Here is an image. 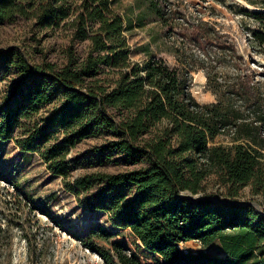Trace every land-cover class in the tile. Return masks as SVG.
I'll list each match as a JSON object with an SVG mask.
<instances>
[{
	"label": "trees",
	"instance_id": "obj_1",
	"mask_svg": "<svg viewBox=\"0 0 264 264\" xmlns=\"http://www.w3.org/2000/svg\"><path fill=\"white\" fill-rule=\"evenodd\" d=\"M118 1L0 0V22L26 17L36 29L66 28L71 36L62 63H31L17 48L0 49V140L39 152L64 179L72 170L71 148L98 134L107 136L99 152L119 153L134 166L74 181L84 189L103 183L97 206L110 213L116 229L63 228L107 264H264V92L255 72L217 21L204 19L202 11L191 19L178 15L169 0L139 4L164 28L183 27L180 42L167 35L177 64L156 56L132 59ZM249 2L264 8V0ZM239 12L251 48L264 54V10ZM82 41L88 48L80 54L76 43ZM200 69L213 102L200 103L191 92ZM8 74L13 78L4 89ZM219 135L233 143L210 145ZM211 175L221 178L230 197L250 184L263 212L209 195L191 198L206 190ZM5 178L21 189L18 180ZM35 206L62 226L46 206ZM9 226L0 223V250L11 248ZM191 241L200 248L182 247Z\"/></svg>",
	"mask_w": 264,
	"mask_h": 264
},
{
	"label": "rangeland",
	"instance_id": "obj_2",
	"mask_svg": "<svg viewBox=\"0 0 264 264\" xmlns=\"http://www.w3.org/2000/svg\"><path fill=\"white\" fill-rule=\"evenodd\" d=\"M169 1L178 15L191 19L202 11L204 19L217 21L221 31L226 34L225 39L233 42L249 62L264 92V54L251 48L247 41L249 30L243 26V16L239 12L242 7L250 10L264 8L252 5L250 0ZM115 7L125 20V35L132 59L144 61L150 56H156L164 58L172 66L177 64L170 48L173 41L180 42V35H184L181 25L173 28L174 34L169 28L163 27L155 14L149 13L146 4L140 5L139 0H120L115 2ZM246 23L250 27L255 25L249 19H246ZM167 35H170L172 43ZM70 43V30L66 28L53 31L36 29L34 19L26 17L0 22V49L17 48L31 63L64 62L65 51ZM76 48L82 54L86 52L88 43L77 42ZM12 78L13 75L8 74L1 83L2 87H8ZM191 92L200 103L216 100L207 86V76L203 69L193 72ZM45 110L43 108L41 111L43 115ZM106 139L107 136L98 134L71 148L67 159L72 170L67 179L52 173L39 152H24L14 139L0 140V223L4 226L12 225L9 227L13 234L10 250H0V264H107L100 255L85 248L63 228L85 233L91 226L102 224L116 229L110 213L97 206L103 183H96L89 189L80 188L74 183L75 179L91 173H117L134 167L127 164L119 153L99 152L97 147L104 144ZM232 143L229 135H219L210 140V145ZM5 177L18 180L21 189H17ZM205 186L206 190L197 195L262 204V197L252 192L250 184L242 187L235 197L227 195V186L217 175L208 177ZM31 201L46 206L62 226L37 209ZM17 223H21L24 229L17 226ZM24 233L30 238L31 253ZM181 245L190 250L200 248L198 241Z\"/></svg>",
	"mask_w": 264,
	"mask_h": 264
},
{
	"label": "water",
	"instance_id": "obj_3",
	"mask_svg": "<svg viewBox=\"0 0 264 264\" xmlns=\"http://www.w3.org/2000/svg\"><path fill=\"white\" fill-rule=\"evenodd\" d=\"M191 198H196V197H198L199 195H189ZM210 199H213V200H215V201H220V202H225V203H228V204H236V203H241V204H245V203H249V204H252V205H254L258 210H260V211H262L263 212V210H262V206H261V204H259L258 202H256V201H253V202H251V201H237V200H232V199H222V198H219V197H217V196H212V197H209Z\"/></svg>",
	"mask_w": 264,
	"mask_h": 264
}]
</instances>
